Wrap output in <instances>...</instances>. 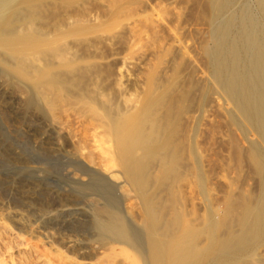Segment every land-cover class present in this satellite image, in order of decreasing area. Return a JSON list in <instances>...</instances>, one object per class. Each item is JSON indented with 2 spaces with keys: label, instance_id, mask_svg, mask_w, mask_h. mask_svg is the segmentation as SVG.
I'll use <instances>...</instances> for the list:
<instances>
[{
  "label": "bare ground",
  "instance_id": "obj_1",
  "mask_svg": "<svg viewBox=\"0 0 264 264\" xmlns=\"http://www.w3.org/2000/svg\"><path fill=\"white\" fill-rule=\"evenodd\" d=\"M33 1L35 0H23L21 4L14 5L15 7L5 9L7 0H0V53L5 55L0 61V77H19L28 81L33 92L30 99L32 104L49 105L48 89L56 90V93L59 92L57 90H65L72 98L87 99L89 112L99 118L98 125L91 124L88 132L87 129L81 131L83 132L81 136L89 139L85 140L87 145L90 141L91 147L88 150L91 151V153L89 151L90 157L93 155V158L91 157L93 165L96 163L94 158L98 160L97 166L94 168L84 166L85 169L72 175L82 185L86 183L88 185L98 179H93L92 175L94 171L92 169L98 168L96 170L102 174L104 177L102 179L112 184H118L122 180L120 182L122 186L128 187V193L133 194L138 217L132 219L137 227L133 229L114 202L99 194L102 203L91 208L93 230L111 240L112 244H122L135 250L140 264H264V258L258 253L260 247L264 245V0H206L207 10H205L210 13L211 17L208 41L210 43L203 50L207 62L208 78L200 80L199 77L200 81L198 80L197 83L195 62L189 60L188 63L187 59L184 60L187 56L186 48L175 45L178 47L174 51L177 57L175 53L172 56L177 59L175 58L176 61H173L172 66L179 67L183 60L185 64H189V73L191 72L188 74L189 81L185 80V75L183 78L188 85L180 86L178 78L172 76L167 85L163 83L165 85L163 89H160L161 84L158 89L156 88L157 90H154L153 73L149 77L151 83L142 101L138 102V105H132L128 98L124 99L120 106L115 104L117 102L114 99L116 98L115 93L114 98L110 97L104 94L106 90H102L98 85L89 87L85 83L86 87H78L77 81H75L77 87L72 84L74 74L62 70L59 65L69 66V63H73L74 54L71 59L70 49L61 42L60 36H49L50 33L45 34L44 29L41 30L37 26V28H32L31 20L23 15L21 5L30 10L34 7ZM110 2L113 5L111 0ZM115 4L117 3L114 0V7H116ZM37 7L41 8L39 5ZM76 7L75 11H77ZM26 11L25 14H27ZM80 12L84 13V11ZM29 13L31 14L30 11ZM128 16L131 17V13ZM85 17L88 20L87 16ZM23 22L24 27L28 26V29L27 27L22 28ZM151 25L148 27V33L151 28L148 35L153 38L151 43L154 46L152 47L160 50L164 39L160 37L161 31L159 30L162 29H158L157 25ZM25 30L33 31V34L29 35ZM167 37L169 38L165 44L169 43V49L175 48L174 44H180L176 34L170 36L168 34ZM159 53L160 51L158 56ZM40 61L41 65H35V62ZM161 74L164 73L161 72ZM160 78L161 76L159 80ZM195 89L198 92L200 90L202 97V101L199 99L201 104L198 105L200 110L198 118L196 115L198 108L193 98ZM147 93H149L148 96ZM119 96L122 95L119 94ZM197 96L195 100H198ZM214 96L226 105L224 112L227 120L222 126H234L241 129L240 136L247 143L245 148L240 144L242 141L240 142L241 139L238 140V137L228 136L227 133L220 134L219 126L218 132L216 131L219 135L215 140L222 145V155L224 153L227 161L237 163L247 159L258 179L259 187L258 193L253 198H245L247 195L234 198L228 189L222 200L223 209L219 211L217 204L215 205L217 208L208 204L205 221L197 225V196L195 194H197L198 185L202 194L208 199L209 176L202 169V163L206 160L205 157L210 156L207 149L205 151L199 148L197 139L203 133L200 125L204 118L205 107L211 102L206 103L209 101L208 98H214ZM214 100L212 99V102ZM208 112L207 110L206 113ZM209 114L212 116L211 112ZM204 122L205 125L210 123L206 120ZM56 124L59 125V123ZM98 129H102V132H98ZM230 130H232L231 127ZM200 131L201 134H199ZM89 132L90 135H87ZM60 133L58 132L57 135L59 136ZM252 135L256 136V140L251 139ZM72 137L74 135L71 139ZM71 143L74 149L72 158L81 161L82 151H85L84 148L87 146L78 144L77 139L71 140ZM213 177L216 178L214 175ZM185 183H188V187L192 189L188 209L181 194ZM93 200L91 198L89 201ZM21 203H14L13 208H8L9 211L6 210L5 215L0 214V238L12 236L6 217H16L19 226L26 232L31 233L35 230L29 219L16 209L22 206ZM56 204L61 207V212L53 214L54 217L69 212L67 211L68 203L58 199ZM40 212L44 216L50 215L49 211ZM49 226L39 227L40 234L47 241L51 240L54 235ZM201 237L206 238L207 245L205 243V246H201L197 241ZM20 245L21 249H19L29 254L30 261L25 259L27 262L24 261V264H98L97 257L89 258L87 261L70 259L46 249L45 243L42 242L32 248L28 244L21 243ZM66 245L70 246L72 242L67 240ZM6 252L5 254L8 255ZM113 258L109 257V264ZM114 261L119 262L116 258L113 264ZM124 261H121V264ZM19 262L13 261V258L8 256V259L1 260L0 264H22L23 261Z\"/></svg>",
  "mask_w": 264,
  "mask_h": 264
},
{
  "label": "rangeland",
  "instance_id": "obj_2",
  "mask_svg": "<svg viewBox=\"0 0 264 264\" xmlns=\"http://www.w3.org/2000/svg\"><path fill=\"white\" fill-rule=\"evenodd\" d=\"M22 1L7 0L5 9H8V7L13 8L21 4ZM109 1H107L108 4L106 5V0H35L32 2L35 8L31 7L30 10L24 5H21V10L24 11V14L22 11L21 14L26 17L28 16L33 24L32 28L38 27L41 30L44 29L43 32L45 34L50 33L49 36H60L61 42L70 49L72 55L69 57L71 59L74 54L72 59L73 63H69V66L59 65L62 67V70L74 74L75 78H72V84H75V81H77L78 87H86V84L89 87L98 85L102 90H106L104 94L113 98L115 93L116 98L114 99L115 102L117 101L115 103L116 105L118 104L117 106H120L122 101L128 98L130 104L138 105L145 97L147 88L151 83L149 82V77L153 73L154 77L152 82L155 84L154 90H157L161 84L160 89H163L162 87L171 81L172 76L178 78L180 86L188 85L185 80L189 81L188 74L191 72L189 73L190 68L188 63L191 60L197 66V83L199 77L200 80L208 78L206 69L207 62L203 55V50L210 43L208 41L211 17L205 8L206 0H115L117 3L115 4L116 7H114V0H111L113 5ZM120 1L121 3H119ZM37 5L41 8L39 9ZM75 7L77 11H75ZM112 7L114 8L112 9ZM105 8L107 10L110 9L107 11ZM79 10L84 11L85 14H82ZM25 11L27 14H25ZM87 12L88 14L90 13L89 16ZM130 13L131 17L128 16ZM94 15L97 20L94 19ZM85 16H87L88 20ZM71 18L73 19L71 20ZM156 20L158 21L155 22ZM22 24L23 29H26V27L27 29L29 28L28 26L24 27V22ZM151 24L157 25L158 29H162L159 30L161 31L160 37L164 39L162 40L163 45L161 43L162 47L160 50L153 49L155 47H152L153 43L151 42L153 38L151 35H148L151 32V28H149L148 33V27ZM25 31L29 35L33 34V31ZM168 34L169 36L176 34L179 40L180 44H174L173 46L175 48L173 49H169V43H167L168 46L165 44L169 38L167 37ZM175 45L186 48L187 56H185L184 60H188L186 64L183 60L177 68L172 66L174 64L173 61H176L175 58L177 57V53L174 51L178 47ZM159 51L160 53L162 52V54L159 53L160 57L158 56ZM174 53L176 57L173 58L172 55ZM4 57V53H0V61ZM40 63L41 61L35 62V65H41ZM165 68L166 71H164ZM184 71L185 73H183ZM161 72L164 74H161ZM184 75L187 78L185 80L183 79ZM160 76L161 78L159 80ZM164 80L167 82L165 83ZM29 85L28 81L26 82L19 77H0V214L5 215L9 211L8 208H13L14 203L22 202V206H18L16 209L20 210L19 212L29 219L34 225V231L36 232H26L19 226L16 217H6L8 226L12 231V236H3V238H0V261L6 258L8 259V256H11L13 261L20 263L19 261L21 260L23 261L22 264H24V261L27 262L30 259L29 254L27 255L26 252L20 250V244H28L32 248V246L39 245L42 242L45 243L46 249L74 260L87 261L89 258L93 259L97 257L98 259L96 261L98 264H109V257L113 258L116 255L113 260L116 258L119 262L114 261V264L117 262V264H121L123 260H125L123 264H140L139 256L138 254L136 255L137 252L135 250L122 244H112L111 240L96 233L91 225V208L92 206H96V204L100 205L102 203L99 199V194H102L108 200L114 202L133 229L137 228L133 221L135 219L133 217H138L136 202L133 194L128 193V187L122 186L120 183L122 180L118 184H112L108 180L102 179L104 177L96 170L98 168L92 169L94 170L92 172L93 179H98L88 185L87 183L82 185L72 175L74 173L78 174L80 170L86 167L94 168L97 166L96 163H98L95 157L96 155L94 154L96 163L93 165V155L91 158V151L88 150L91 147L90 141H88L89 144L87 145L86 141L89 139H84L81 136L83 133L81 131L87 129L88 132L91 124L98 125L100 122L98 117H94L89 112L88 100L72 98L65 90H63L64 92L57 90L59 92L56 93V90L50 89V91L48 89L47 97L49 105L46 106L40 103L32 104L30 99L33 92ZM195 90L194 92L197 93H194L193 98L197 104L198 109L196 115L198 118L200 115L198 105L201 104L202 97L200 90V94ZM119 94L122 96H119ZM148 95L149 93H147ZM196 95H198V100H195ZM51 98L54 99L52 100ZM210 98H208L209 101L207 100L208 103L206 104L211 103L208 106L206 105L205 113L203 114L204 118L200 125V130L203 133L200 131L199 134L202 133L201 136L204 139L200 135L197 139L199 140L197 141L199 148L205 151L207 149V153L209 152L208 155H210L207 156L209 159L207 157L204 158L207 161L202 159V169L209 176V180L207 181L209 195L207 199L197 185V194H195L197 196H195L197 198V225L205 221L208 204L214 205L213 207L218 205L219 211L223 209L222 207L224 205L222 200L228 189L234 198L238 196L245 197L246 195L245 198H253L258 193L259 187L258 179L254 175L253 169L247 159L242 160L241 163H237L235 161H227L224 158V153L222 155V145H220L219 141L217 143V140H215L219 133H227L228 136L238 137V140L241 139L240 142L242 141L240 144L245 148L247 143L240 136L242 134L241 129L230 126L232 128L230 130V127L222 126L227 120L224 112L226 105L222 100L216 98V96H214L215 100L213 97ZM212 99L215 102H212ZM207 110L211 112L212 116H210L209 112L206 113ZM208 115L209 118H207ZM204 120L206 122L209 121L211 124L206 123L205 125ZM56 123H59V125ZM219 126L221 129L219 128V133L217 134ZM208 127L212 129H208ZM220 130L222 131L220 132ZM97 131L102 132V129H98ZM58 132L62 134L60 133L58 136ZM70 133L75 138L72 137L71 139L72 135ZM212 134L215 136L214 138ZM87 135H90V132ZM73 139H77L78 144H83V146L85 145L84 147L87 146L86 148L82 146L86 150L82 151L81 161L72 158L74 149L71 140ZM251 139L256 140V136L252 135ZM188 186L189 184L185 183L181 190L187 209L189 208V197L192 196L190 195L192 189ZM91 198L92 200L94 198V200L89 201ZM58 199L69 204L67 207V211L69 212L65 215H55L56 218L53 214L61 212V207L56 204ZM40 211H49L50 215L44 216ZM43 225H50L49 229L54 234L53 238L49 241L45 240L39 232V227ZM67 240L72 242V245L65 246ZM197 241L201 246H205V243L207 245L205 237H201ZM5 251H7L6 253L8 255L5 254ZM258 253L264 258V245L260 247ZM122 258L124 259L122 260ZM113 260H110V264H113Z\"/></svg>",
  "mask_w": 264,
  "mask_h": 264
}]
</instances>
